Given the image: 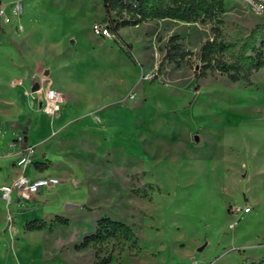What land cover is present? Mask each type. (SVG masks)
<instances>
[{"label":"rangeland","instance_id":"rangeland-1","mask_svg":"<svg viewBox=\"0 0 264 264\" xmlns=\"http://www.w3.org/2000/svg\"><path fill=\"white\" fill-rule=\"evenodd\" d=\"M20 1L22 31L0 30V185L59 184L41 203L0 199V264H264V66L250 85L214 69L195 80L210 23L147 21L115 40L92 32L103 0ZM222 1L224 62H264V12ZM172 36L190 55L158 72ZM48 84L63 98L53 117L38 110ZM244 204L229 230V208ZM102 218L137 241L75 251ZM36 221L45 227L27 230Z\"/></svg>","mask_w":264,"mask_h":264},{"label":"trees","instance_id":"trees-1","mask_svg":"<svg viewBox=\"0 0 264 264\" xmlns=\"http://www.w3.org/2000/svg\"><path fill=\"white\" fill-rule=\"evenodd\" d=\"M105 17L103 21H109L110 30L117 35V32L125 27L137 26L147 21L171 20L182 23H210L213 39L204 42L196 54L202 67L194 71V79L202 77L208 70H216L227 74L232 82L243 81L250 85L249 75L251 70H258L264 66L259 56L251 61L248 68H243L239 58L234 63L227 64L223 57L230 49V45L218 41V25L221 24V16L224 13L222 0H103ZM125 13L128 19H119L116 22L110 18V12ZM177 36H172L165 47V54L158 64V72L164 62L179 65L190 53L184 52L177 42ZM55 222L66 225L67 220L59 217ZM45 227L41 221L29 222L27 230H40ZM110 239H123L134 241L136 238L132 229L118 221L109 218H102L97 222L93 234L85 237L81 244L75 246V251H81L91 245L102 244ZM109 259L105 258L94 264H108ZM245 264H262V261H250Z\"/></svg>","mask_w":264,"mask_h":264},{"label":"built area","instance_id":"built-area-1","mask_svg":"<svg viewBox=\"0 0 264 264\" xmlns=\"http://www.w3.org/2000/svg\"><path fill=\"white\" fill-rule=\"evenodd\" d=\"M254 15H261L264 12V0H240ZM23 14V3L20 0L5 4L0 0V30L22 31L20 20ZM92 32L101 38L115 39L116 34L110 30L109 21L96 22L92 25ZM38 110L49 117L56 115L63 103L61 93L52 88L49 84L37 89ZM59 184L56 178L42 177L30 179L20 176L13 185L0 186V199L8 207L19 200H26L37 203L36 197L43 190H50ZM249 204L229 208L232 222L228 225L229 230H235L239 223L251 213Z\"/></svg>","mask_w":264,"mask_h":264},{"label":"crops","instance_id":"crops-1","mask_svg":"<svg viewBox=\"0 0 264 264\" xmlns=\"http://www.w3.org/2000/svg\"><path fill=\"white\" fill-rule=\"evenodd\" d=\"M119 34H120V32H119ZM37 91V90H36ZM38 98V97H37ZM37 178H42V177H37ZM30 179H36V178H30ZM0 186H3V185H0ZM40 196V194L37 196V197H39ZM37 197H36V201L38 202V203H41L40 201H38V199H37ZM41 205H39L38 204V207H40Z\"/></svg>","mask_w":264,"mask_h":264}]
</instances>
